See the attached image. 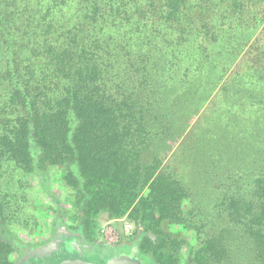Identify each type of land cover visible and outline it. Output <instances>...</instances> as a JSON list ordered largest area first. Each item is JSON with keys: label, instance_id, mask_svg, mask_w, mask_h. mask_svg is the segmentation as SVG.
Returning <instances> with one entry per match:
<instances>
[{"label": "trees", "instance_id": "16d2710c", "mask_svg": "<svg viewBox=\"0 0 264 264\" xmlns=\"http://www.w3.org/2000/svg\"><path fill=\"white\" fill-rule=\"evenodd\" d=\"M256 120L264 0H0V173L11 161L48 190L60 168L76 224L46 204L59 246L80 228L90 242L106 214L133 224L147 264H232L234 239L264 264ZM6 198L0 264L25 246Z\"/></svg>", "mask_w": 264, "mask_h": 264}, {"label": "rangeland", "instance_id": "374dc122", "mask_svg": "<svg viewBox=\"0 0 264 264\" xmlns=\"http://www.w3.org/2000/svg\"><path fill=\"white\" fill-rule=\"evenodd\" d=\"M229 73L230 72H228L227 75H229ZM222 84L223 81H221L219 86L216 87L207 86V88H205V90H209V96H211L210 99L214 98V96L216 95L218 89L222 86ZM209 102L210 101L207 100L202 107L198 108L199 113L204 111V109L207 107ZM198 118L199 116L196 117L191 124L193 125ZM253 122L257 123L261 130H264L263 123L259 124V121L257 120ZM248 138H249L248 143L251 144V140H252L253 143L251 145L255 146L254 149H252V147L250 148L251 152H253V154L257 156H260V160L263 159L264 137L249 136ZM259 146L261 147V149L258 148ZM259 150H262V155H260ZM10 162L11 161L6 163L4 169H2V172L0 173V191L3 197L4 196L7 197L6 198L7 213L5 216L6 221L4 222V225L8 228V230L12 234L17 233V237L20 238L22 242L25 244V246L23 245L20 250H18L16 253H13L10 256L9 259L10 262L13 263L18 262L21 259V257H24L26 254H28V252L32 251L33 248L34 250L36 249V251L38 252L37 255L39 257H44L51 251H52L51 255L52 253L53 254L58 253L59 256L53 257L51 259L52 264H59L61 262L63 264L65 262L71 261V259L77 256L74 250L85 252L88 258L91 259L98 258L97 261H95L96 263H98L99 260L101 262H105L106 264H109L114 261V257H115L114 255H116V258H128L131 257L130 254H134L137 259H140L138 264L142 263L141 260L147 264L146 260L139 255L138 244H139L140 235L139 237L138 235H134V238L128 240L127 242H122L115 247L114 245L117 244L118 241L107 243L102 239V237L100 236V231L107 223L113 221L110 220L106 214H101L97 218L96 220L97 228L95 230L93 237L90 239V242H87L84 239L85 235L83 233L82 228H80L79 231H77V233L74 234V237L77 238V241L71 244L70 254L60 253V251L56 249L59 248V245H57L56 242L53 240L57 238L58 234L65 232V228L62 225L57 226L56 230L60 232H57L56 235H54L56 237L52 236V229L50 225L52 224L53 217L56 215V213L50 210L47 211L48 206H46V204H51L54 208H58V206H60L58 209L66 210L69 219L71 220V221H69L68 219L65 220L67 225L71 226L76 224L75 214L72 211L70 212L71 209H74L72 203V195L68 189L61 186L59 181L61 176L60 168H55L53 173H50L49 177H47L49 179V181H47V186H48V190H47L44 187L43 189L41 188V184L39 183L40 182L39 177L26 176L22 174V172L18 169V167ZM205 200L211 203L214 202L212 198H209L207 196ZM37 207H41L40 211L37 210ZM42 209L45 211L44 213H42L41 211ZM208 212L207 215L212 214L211 211ZM45 216H49L47 220L46 219L44 220L43 217ZM121 221H127V219L125 218L119 220L118 224H122ZM37 223L39 224V226H37ZM74 232L75 231H73V233ZM178 234L180 238H186L187 241L189 242L192 240L194 236L193 232L182 233L181 231H179ZM98 236L100 238L99 241H97ZM233 238H235L234 235ZM79 239H82L83 241ZM100 242L105 247L100 246L99 245ZM233 244L234 246H232L231 248L233 254L232 264L257 263L255 260H253L255 252L252 243L239 248L236 247V240L234 239ZM31 245L33 247H30ZM54 249L56 250L55 252L53 251ZM54 258L57 259V261H55ZM136 258L135 260H137ZM126 261L127 263L131 262L130 258H128ZM81 262L85 264L83 260ZM114 264H124V263L121 261V262H116Z\"/></svg>", "mask_w": 264, "mask_h": 264}, {"label": "flooded vegetation", "instance_id": "af4514ba", "mask_svg": "<svg viewBox=\"0 0 264 264\" xmlns=\"http://www.w3.org/2000/svg\"><path fill=\"white\" fill-rule=\"evenodd\" d=\"M119 227L121 226V224H117ZM77 233V231H75L73 234H76ZM98 235H99V233H98ZM99 236H98V239H97V241H99ZM79 240H81V241H83L82 239H79ZM79 240H78V243H79ZM129 239L126 237V236H122L119 240H118V243L117 244H115L114 245V247L115 246H117L118 244H120V243H122V242H127ZM46 242V241H45ZM74 242H72L71 244H73ZM94 245V244H93ZM99 245L100 246H102V247H105L101 242L99 243ZM71 246V245H70ZM70 246L69 245H64V247L63 246H59V248H56L57 250H59L60 251V253H62V254H70V251H71V248H70ZM30 247H33L32 245L30 246ZM63 247V248H62ZM111 247H113V246H111ZM51 249H53V248H51ZM54 252L56 251L55 249L53 250ZM75 252H76V254H77V256L76 257H74L73 259H71V261H76V262H79V263H81V264H84V263H82L81 261L83 260L84 262H85V264H87V263H90V264H106L105 262H101V261H99L98 260V263H96L95 261H97V259H91V258H88L87 257V255L85 254V252H80V251H78V250H74ZM52 252V251H51ZM51 252H49L47 255H45L44 257H39L37 254H38V252L36 251V249L34 250L33 248H32V251H30V252H28V254H26L24 257H21V259L18 261V262H16V263H13V264H52L51 263V259L53 258V257H56V256H59V254L58 253H55V254H53L52 253V255H51ZM131 255V257H128V258H130V261L131 262H129V263H127V259L128 258H116V255H114L115 257H114V261L113 262H111V263H109V264H114V263H116V262H123L124 264L125 263H127V264H138V262L140 261V259H137L136 258V256L134 255V254H130ZM23 256V255H22ZM135 258L137 259V260H135ZM55 259V258H54ZM79 259V260H78ZM120 259V260H119ZM55 261H57V259H55ZM141 262L143 263V264H146L144 261H142L141 260ZM141 263V264H142ZM59 264H62V262L61 263H59Z\"/></svg>", "mask_w": 264, "mask_h": 264}, {"label": "built area", "instance_id": "2783aa9c", "mask_svg": "<svg viewBox=\"0 0 264 264\" xmlns=\"http://www.w3.org/2000/svg\"><path fill=\"white\" fill-rule=\"evenodd\" d=\"M118 222L119 221H110L100 231V236L107 243L116 242L122 236L130 237L133 235L135 228L132 223L128 221H121L122 224L119 227L117 225Z\"/></svg>", "mask_w": 264, "mask_h": 264}, {"label": "water", "instance_id": "95a60500", "mask_svg": "<svg viewBox=\"0 0 264 264\" xmlns=\"http://www.w3.org/2000/svg\"><path fill=\"white\" fill-rule=\"evenodd\" d=\"M63 264H81V263L76 262V261H68V262H65Z\"/></svg>", "mask_w": 264, "mask_h": 264}]
</instances>
